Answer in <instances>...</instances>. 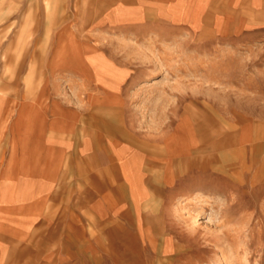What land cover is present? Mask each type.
<instances>
[{
	"label": "rangeland",
	"instance_id": "rangeland-1",
	"mask_svg": "<svg viewBox=\"0 0 264 264\" xmlns=\"http://www.w3.org/2000/svg\"><path fill=\"white\" fill-rule=\"evenodd\" d=\"M137 2L0 0V90L27 73L29 97L105 105L93 174L110 180L75 207L53 194L26 238L0 234V264H264V23L217 25L234 12L217 1L173 30L191 4ZM114 139L130 181L121 160L105 169Z\"/></svg>",
	"mask_w": 264,
	"mask_h": 264
},
{
	"label": "crops",
	"instance_id": "crops-1",
	"mask_svg": "<svg viewBox=\"0 0 264 264\" xmlns=\"http://www.w3.org/2000/svg\"><path fill=\"white\" fill-rule=\"evenodd\" d=\"M184 1L194 8L183 11L184 14L190 12L187 15L192 20L183 22L182 18H172L166 25L168 29H200L207 24L205 13L217 1L227 2L226 7L234 9L232 14L216 16L217 25H246L251 23L247 21L249 18L252 23H264V0H170L168 3L138 0L136 4L159 7ZM1 26L4 27L1 31H10V22ZM20 64L27 65L28 60L22 57ZM27 76V73L20 74V89L0 90V162L3 161L0 164V234L20 238H26L33 225L41 222L40 217L53 194H70L75 207L77 202L82 204L87 200V194L102 192V186L110 184L106 176L104 182L99 174L102 166L93 165V113H98L105 105L98 100L93 102L92 98L70 104L45 90L29 97L22 83ZM113 142L112 159L107 154L104 156L105 169L117 167L116 161L121 160L123 178L130 181L124 172L125 153L116 149L122 148L124 141L114 139ZM94 169L99 171L95 176ZM3 192L9 194L7 200H2Z\"/></svg>",
	"mask_w": 264,
	"mask_h": 264
},
{
	"label": "bare ground",
	"instance_id": "bare-ground-1",
	"mask_svg": "<svg viewBox=\"0 0 264 264\" xmlns=\"http://www.w3.org/2000/svg\"><path fill=\"white\" fill-rule=\"evenodd\" d=\"M136 204H138V202H137ZM1 260H2V259H1Z\"/></svg>",
	"mask_w": 264,
	"mask_h": 264
}]
</instances>
